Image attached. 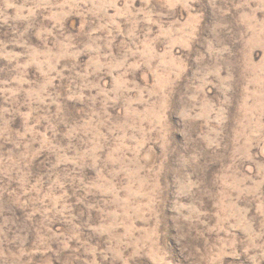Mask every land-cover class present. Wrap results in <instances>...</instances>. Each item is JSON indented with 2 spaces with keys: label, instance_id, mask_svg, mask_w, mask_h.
I'll return each mask as SVG.
<instances>
[{
  "label": "rangeland",
  "instance_id": "obj_1",
  "mask_svg": "<svg viewBox=\"0 0 264 264\" xmlns=\"http://www.w3.org/2000/svg\"><path fill=\"white\" fill-rule=\"evenodd\" d=\"M0 264H264V0H0Z\"/></svg>",
  "mask_w": 264,
  "mask_h": 264
}]
</instances>
